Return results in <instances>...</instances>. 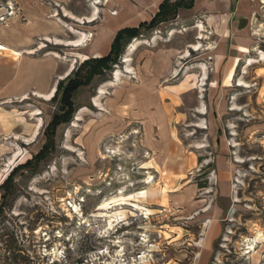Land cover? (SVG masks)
Here are the masks:
<instances>
[{"label":"rangeland","instance_id":"374dc122","mask_svg":"<svg viewBox=\"0 0 264 264\" xmlns=\"http://www.w3.org/2000/svg\"><path fill=\"white\" fill-rule=\"evenodd\" d=\"M161 1L0 0L1 72L11 77L21 56L48 60L47 90L70 65L105 55L118 30L145 23L102 81L75 94L77 110L57 128L38 172L15 175L0 223V264H264V3L247 34L256 47L225 87L226 63L212 69L211 47L198 39L204 0L154 25ZM77 39L84 46L67 45ZM49 69L48 62L25 67L24 85L47 79ZM35 94L0 96V113L19 132L0 157V184L45 141L56 106ZM144 100L147 110L161 111L169 138L145 127ZM218 169L227 172L228 197L218 196ZM152 187L157 197L146 198Z\"/></svg>","mask_w":264,"mask_h":264},{"label":"crops","instance_id":"0c3cea01","mask_svg":"<svg viewBox=\"0 0 264 264\" xmlns=\"http://www.w3.org/2000/svg\"><path fill=\"white\" fill-rule=\"evenodd\" d=\"M222 1H223L222 4H220L221 3L220 1L204 0L203 7L205 8L204 10L206 11V14L200 21L201 24L197 25L196 28L198 29L200 34L198 39L202 40L203 37H206L205 39H207V41H205V44L210 45L209 47H211L208 48V50L206 51H208L207 52L208 54L212 55V63H211L212 69L217 70L218 65H221L223 62L226 63L224 70L225 72L221 79V82H223V86L229 87L232 84L233 74L239 59H241V56L243 54H248L250 52L249 49L253 51V49L256 47L255 43L247 37V34L249 31V24L250 22L255 20V14L257 13V11H255L254 8L257 5L259 6L260 4L263 5L264 1L263 0H222ZM194 3H196L195 0ZM200 26H202L201 29L199 28ZM5 46L7 48H10L8 45ZM82 46H84V44ZM82 46H70V47L79 48ZM193 47H198V48L195 49ZM12 48L18 51V49H16L15 47ZM190 48L198 50L199 45H193ZM77 55L81 57V60L87 58L85 55H81V54H77ZM21 58L16 60L18 61V65L11 77L8 76L6 71L1 72L0 70V78L4 75L7 79V81L1 83L0 85V96L7 95L11 98L23 99L27 97V95H29L30 93L33 96L35 93L47 94L52 87L55 88V83H54L47 90L48 85L50 84V81L52 79L51 78L52 64L48 60H42L41 62L40 61L33 62L31 60H28L27 58L25 59H21ZM45 62H48L50 68L48 78L45 79L43 77L41 82L30 86L24 85L25 77H24L23 69L29 66L42 65ZM203 70H204L203 75L205 76L206 74L205 68H203ZM201 81L204 82L205 77H203ZM192 82L193 80L191 78L189 80H184L183 82L180 83V86L178 87L177 90L185 87L187 83L192 84ZM216 84L217 83H215L213 79L209 81L210 87H214ZM157 98L158 97H156V99ZM146 103L147 102L144 100V104L142 102L139 107V110L142 111V107L144 105L142 116L146 119L145 127L149 128L150 130H153L154 128L153 126H155L156 130L160 134L163 133L162 137L165 136L166 138H169L168 136L170 135L169 132L168 131L164 132V129L161 128L162 118H163L161 111L159 110L151 111V109L147 110ZM126 115L127 113L125 112L121 114L122 117H125ZM16 129L17 127L12 126L11 120L7 116H5V114L0 113V157L6 152L4 147L9 146L10 144V142L8 141L10 139L9 137H11L12 135H16V136L19 135V132L16 131ZM20 137L26 138L21 135ZM170 140H172V138H170ZM219 146H222V144L219 143ZM150 147L151 150L157 151V150H161L163 146H150ZM217 174L222 184L220 186L221 188L218 193V196L228 197V192L226 189V185L228 181L226 180L227 172L218 169ZM158 193H159L158 188L152 187L147 190L146 198L147 197L151 199L156 198ZM219 213L221 214V210H219ZM215 217L218 218V214L215 213ZM215 231L219 233L220 227H218V229H216ZM216 232L214 233V237L217 235ZM212 239L213 238L211 237L210 240Z\"/></svg>","mask_w":264,"mask_h":264},{"label":"trees","instance_id":"16d2710c","mask_svg":"<svg viewBox=\"0 0 264 264\" xmlns=\"http://www.w3.org/2000/svg\"><path fill=\"white\" fill-rule=\"evenodd\" d=\"M194 0H162L158 5V9L152 20L154 25L167 22L177 15L179 9H191ZM150 23V24H151ZM142 23L139 27L144 25ZM138 27V29H139ZM137 28L125 27L116 32L111 42L109 51L98 58H88L75 66L71 72L56 84L51 102L56 106V112L52 115L44 130L45 141L40 150L35 154L32 160H28L23 165L16 166L7 178L0 184V223L5 217V209L10 207L13 201L15 190V175L19 170H26L31 174L38 172L40 165L46 161L51 149L54 146L56 130L59 126L68 124L77 110L74 104L75 94L82 88L88 87L96 79L104 75L110 67L117 63L118 58L123 54V48L133 38L139 36L140 32ZM102 81V80H100ZM206 168H209L207 166ZM205 168V169H206ZM199 189L206 188V183H199Z\"/></svg>","mask_w":264,"mask_h":264},{"label":"bare ground","instance_id":"6f19581e","mask_svg":"<svg viewBox=\"0 0 264 264\" xmlns=\"http://www.w3.org/2000/svg\"><path fill=\"white\" fill-rule=\"evenodd\" d=\"M71 18H73V17L71 16ZM89 21H93V19L90 18ZM45 40L50 41V39H48V38H45ZM79 41H80V40H77V41H75V42H69L67 45H69V46H80L81 44H80ZM138 45H139L138 41L135 40V41L132 42V44L129 46V48H128V50H127V53H126V59H125L126 62L128 61V58H127V57H128L130 54H132V53L136 50V48H137ZM42 46H43V45H42ZM40 48H42V47L40 46ZM40 48H39V49H40ZM55 57L58 58V55H56ZM250 63H251V60L249 59L248 65H249ZM71 70H72V65H70V66L68 67L67 72H66L64 75L67 76L68 73H69ZM126 72L129 73V69L126 70ZM115 73H116V72H115ZM115 81H118V74H117V73L114 74V77H113V83H114ZM240 84L242 85V83H240ZM53 93H54V87H52V88L50 89V91H49L46 95H43V94H35V96H37L38 98H42V99H44V100H49V99L52 97ZM98 94H99V95L103 94L102 89H99ZM96 105L98 106L97 103H96ZM35 135H36V134H34V136H35ZM17 157H18V154L16 155V153H15V155L12 157V159L10 160V162H9V164H8V168H9L10 166L13 165V163H14V161H15V159H16ZM5 171H6V170H4V172H5ZM148 182H151L150 178H149ZM249 249L252 250V246H249Z\"/></svg>","mask_w":264,"mask_h":264}]
</instances>
